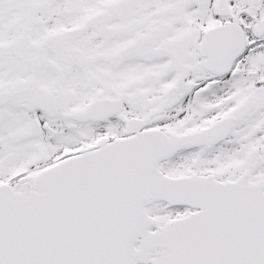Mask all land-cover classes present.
Masks as SVG:
<instances>
[{"label": "snow or ice", "instance_id": "1", "mask_svg": "<svg viewBox=\"0 0 264 264\" xmlns=\"http://www.w3.org/2000/svg\"><path fill=\"white\" fill-rule=\"evenodd\" d=\"M0 264H264V0H0Z\"/></svg>", "mask_w": 264, "mask_h": 264}]
</instances>
